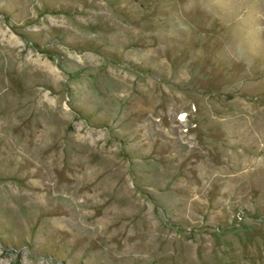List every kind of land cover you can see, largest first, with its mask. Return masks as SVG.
I'll return each mask as SVG.
<instances>
[{
	"label": "rangeland",
	"instance_id": "obj_1",
	"mask_svg": "<svg viewBox=\"0 0 264 264\" xmlns=\"http://www.w3.org/2000/svg\"><path fill=\"white\" fill-rule=\"evenodd\" d=\"M0 264H264V0H0Z\"/></svg>",
	"mask_w": 264,
	"mask_h": 264
}]
</instances>
